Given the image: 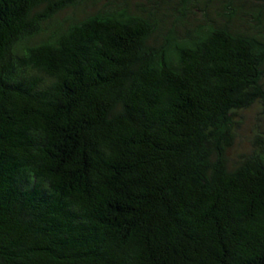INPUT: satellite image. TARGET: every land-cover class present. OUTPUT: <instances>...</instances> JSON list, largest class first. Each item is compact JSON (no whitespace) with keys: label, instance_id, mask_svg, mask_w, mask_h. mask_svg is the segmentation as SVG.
Wrapping results in <instances>:
<instances>
[{"label":"trees","instance_id":"obj_1","mask_svg":"<svg viewBox=\"0 0 264 264\" xmlns=\"http://www.w3.org/2000/svg\"><path fill=\"white\" fill-rule=\"evenodd\" d=\"M0 264H264V0H0Z\"/></svg>","mask_w":264,"mask_h":264},{"label":"rangeland","instance_id":"obj_2","mask_svg":"<svg viewBox=\"0 0 264 264\" xmlns=\"http://www.w3.org/2000/svg\"><path fill=\"white\" fill-rule=\"evenodd\" d=\"M245 127H247V126H245ZM246 129H248V128H246ZM243 139H245V138L242 137V139L237 142V146H236L237 150H240V149L243 150L244 148L247 147L248 143L246 142V140H243Z\"/></svg>","mask_w":264,"mask_h":264}]
</instances>
